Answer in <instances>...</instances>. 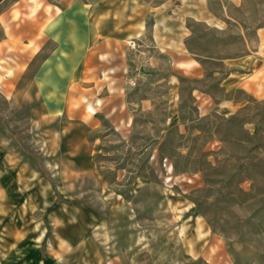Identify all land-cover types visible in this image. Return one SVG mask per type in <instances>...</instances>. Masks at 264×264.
Masks as SVG:
<instances>
[{
  "label": "rangeland",
  "instance_id": "obj_1",
  "mask_svg": "<svg viewBox=\"0 0 264 264\" xmlns=\"http://www.w3.org/2000/svg\"><path fill=\"white\" fill-rule=\"evenodd\" d=\"M72 1L98 2L40 3ZM206 6L208 24L161 17L160 26L175 32L155 40L157 19L141 11V32L126 41L127 90L110 92L106 103L121 112L97 110L74 145L67 115L50 114L34 83L54 44L46 40L32 65L14 75L0 51L2 165L21 188L26 233L43 235L39 252L48 264H264V0ZM185 27L199 75L172 66L156 43ZM235 68L254 91L223 82ZM224 98L244 104L224 115ZM0 213V238L18 233ZM1 239L0 264L13 244Z\"/></svg>",
  "mask_w": 264,
  "mask_h": 264
},
{
  "label": "crops",
  "instance_id": "obj_2",
  "mask_svg": "<svg viewBox=\"0 0 264 264\" xmlns=\"http://www.w3.org/2000/svg\"><path fill=\"white\" fill-rule=\"evenodd\" d=\"M7 1H10L9 7L0 12V51L9 61L8 71L13 75L26 71L42 53L46 40L54 44L49 54L38 62L34 83L50 114L67 115L68 134L71 132L73 139L71 145L75 141L73 135L93 119L97 110H103L105 114L121 112L120 105L106 103L110 92L120 95L127 90L125 73L130 65L126 41L141 32L139 15L144 8L143 13L150 12L157 19L158 25L154 24L152 30L154 40L155 34L160 32H175L169 26H160L161 17L178 18L182 23L190 18L208 24L207 0H98L92 5L72 1L64 8L44 5L41 0H0V5ZM180 29L179 37L156 43L168 55L172 66L184 73L199 75L200 64L191 57L184 44L190 30L186 27ZM243 62L245 60L240 63ZM228 64L232 66L238 62ZM239 66L243 68V65ZM239 68L230 69L223 82L231 87L254 91L250 81L244 77L247 74ZM243 104L224 98L220 106L226 108L224 115H232ZM213 105L208 110H212ZM77 138L81 150L87 147L84 154L92 160L89 140L81 133ZM5 158V155H0L2 224L19 227V232L2 234V241L13 244L5 245L1 264H48L39 252L38 243L43 240V235L39 233L31 237L26 233L29 223L26 215L22 214V191L12 183L15 176L11 170L2 165ZM29 240L32 244L26 247Z\"/></svg>",
  "mask_w": 264,
  "mask_h": 264
},
{
  "label": "built area",
  "instance_id": "obj_3",
  "mask_svg": "<svg viewBox=\"0 0 264 264\" xmlns=\"http://www.w3.org/2000/svg\"><path fill=\"white\" fill-rule=\"evenodd\" d=\"M131 44H132L131 46H133V45H134V43H133V42H131Z\"/></svg>",
  "mask_w": 264,
  "mask_h": 264
}]
</instances>
